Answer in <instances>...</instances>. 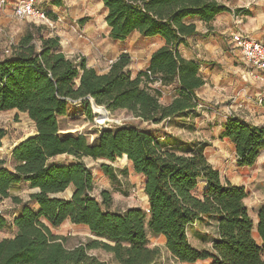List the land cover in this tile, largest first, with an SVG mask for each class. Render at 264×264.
<instances>
[{
    "label": "trees",
    "instance_id": "obj_1",
    "mask_svg": "<svg viewBox=\"0 0 264 264\" xmlns=\"http://www.w3.org/2000/svg\"><path fill=\"white\" fill-rule=\"evenodd\" d=\"M101 1L107 10L109 37L124 40L135 31L159 36L164 43L134 76L127 52L99 72L82 57H66L59 37L49 35L47 25L31 20L11 45L10 54L0 58V112L16 109L35 125L32 135L11 148L10 167L0 159V198L9 197L20 206L10 221L0 215V229L14 230L12 236L0 239V264H106L89 252L94 248L111 253L118 264H151L159 249L148 245V233L162 235L166 249L180 262L264 264V203L254 221L244 202V186L221 179L205 156L206 142L185 143L182 149L166 147L148 131L125 124L100 129L89 143L83 134L60 133L58 121L73 101L89 116L94 101L108 111L126 110L153 124L187 117L197 106L195 91L204 79L199 65L177 50L195 33L194 23L185 19L209 22L218 13L231 11L230 7L216 0ZM155 79L158 86L153 85ZM170 87L175 94L162 102L163 92ZM5 135L0 126V144ZM219 137L233 141L238 166L253 165L264 147V127L235 116L221 124ZM61 154L74 160L55 162ZM83 156L128 159L144 177L148 210H112V196L106 189L94 196V180ZM100 166L109 178H115L110 164ZM200 179L206 186L197 194ZM22 182L34 189L29 193L34 207L10 193ZM69 186L71 196H56ZM201 217L215 221L214 236L206 248L192 246L187 235V227ZM66 219L85 225L95 238L66 246L65 237L51 230Z\"/></svg>",
    "mask_w": 264,
    "mask_h": 264
},
{
    "label": "crops",
    "instance_id": "obj_2",
    "mask_svg": "<svg viewBox=\"0 0 264 264\" xmlns=\"http://www.w3.org/2000/svg\"><path fill=\"white\" fill-rule=\"evenodd\" d=\"M79 1L82 9L79 6L76 8V0H70L74 12L70 10V15L64 12L58 16L56 30L53 32L49 28L48 32L49 35L59 37L60 51L68 58L78 60L82 57L87 66L105 72L109 62L114 61L121 52H127L131 58L128 67L134 76L148 66L151 53L164 43L159 36H152L146 39V46L135 52L130 51L133 47L132 37L142 35L134 31L123 40H128V44L117 43V40L108 35L109 27L105 21L107 10L102 1L93 0L103 14L104 29L98 31L95 15L93 17L90 8H86V3L89 5L92 0ZM216 1L230 7L231 11L218 13L209 22L197 17L186 18V22L194 23L195 33L187 36L177 46V50L184 58L199 65V74L204 79L203 85L195 91L197 106L194 111L200 114V123L207 127L212 125L209 130L204 131L201 138L207 141L205 156L219 171L223 181L244 186L247 192L244 202L256 221L257 210L264 203V147L253 165L238 166L233 141L228 137L220 138L219 132L221 124L230 114L245 123L264 127V71L249 66L230 39L232 33L243 32L264 42V0ZM5 2L9 1L4 0ZM52 6L63 8V11H66V7L69 8L60 1ZM235 8H239V11H233ZM72 13L78 14L73 17L78 19L77 23L67 22ZM165 91L168 95L169 88ZM200 181L203 182V189L205 181Z\"/></svg>",
    "mask_w": 264,
    "mask_h": 264
},
{
    "label": "rangeland",
    "instance_id": "obj_3",
    "mask_svg": "<svg viewBox=\"0 0 264 264\" xmlns=\"http://www.w3.org/2000/svg\"><path fill=\"white\" fill-rule=\"evenodd\" d=\"M0 6V58H4L10 54L11 45L14 44L21 33L24 31L26 25L31 21L30 19H19L14 16L13 7L19 0H8ZM57 0H36V5L49 13L50 18L54 16L51 26L47 25L53 32L56 30V20L58 16L64 14L70 15V10L74 12V6L70 5V0H59L60 3H66V11L63 8L53 7L52 4ZM76 8L82 5L79 0L75 2ZM86 8L90 11L95 19V24L98 30L104 29L102 22V12L96 6V2L90 1L86 3ZM54 9V11L52 10ZM78 14L72 13L71 18L67 19L68 23H77L78 19H73ZM35 22V21H34ZM37 23V21H36ZM40 23V22H39ZM99 24L101 26H99ZM150 37L135 35L132 37L133 47L130 51H137L140 47L147 45L146 39ZM148 41V40H147ZM119 44H128L127 41L117 40ZM175 94L174 88H169V94L163 92L161 98L162 102H167L171 96ZM108 111V110H107ZM98 113H95L91 102V115H87L83 108L79 105L67 107L65 115L58 118L60 133L62 134H83L88 142H92L99 134L100 129L113 128L120 125L131 124L148 131L153 137H157L161 145L166 147H174L182 149L185 143L195 141L197 143L207 142L203 141L202 136L204 131L209 130L212 125L200 123V114L196 111L187 114V117H180L172 119L169 122L163 121L158 124L149 123L135 118L126 110L108 111L109 118L104 123L98 122ZM0 126L6 130V135L1 139L0 144V159L4 160L3 165L10 167V148L13 147L19 140L32 135L35 132L34 122L27 116L26 113L20 112L16 109L4 110L0 112ZM169 134V136H165ZM72 156L65 154L57 155L54 158L55 162H70L73 161ZM81 160L92 174L94 180L93 195L99 197V191L106 189L112 196V210L123 211L129 207H140L147 210V197L144 194V177L140 173L133 170L131 162L125 157L109 161L107 159L93 158L91 156H83ZM108 163L111 165L114 179L109 178L101 169V163ZM203 187V182L198 183L196 193H200ZM25 182L14 185L10 193L18 195L22 203H27L34 207L29 201V193L33 191ZM72 192V187H67L64 191L57 193L56 196L61 198H68ZM19 204L13 202L9 197L0 198V215L5 217L8 221L11 220L15 212H19ZM252 215V214H251ZM51 230L65 237L64 244L68 247L74 246L80 242H85L88 239L95 238L89 229L82 224H74L68 219L64 220L60 225L51 227ZM215 221L212 218L201 217L197 222L187 227V235L189 242L196 248H206L210 245V240L214 236ZM14 234V230L9 227L0 229V239L3 237H10ZM148 245L150 247H157L159 254L156 260L151 264H206V261H195L192 263L180 262L176 260L166 249L164 245V237L162 235L147 234ZM89 252L99 259L105 261L106 264H118L113 255L101 248L90 249Z\"/></svg>",
    "mask_w": 264,
    "mask_h": 264
},
{
    "label": "built area",
    "instance_id": "obj_4",
    "mask_svg": "<svg viewBox=\"0 0 264 264\" xmlns=\"http://www.w3.org/2000/svg\"><path fill=\"white\" fill-rule=\"evenodd\" d=\"M3 3L4 0H0V6ZM13 13L19 19H30L49 26L53 23L47 11L36 5V0H19L13 7ZM230 39L234 47L239 49L243 59L249 66L264 71V42L255 40L243 32L232 33ZM147 73L152 78L150 72L147 71ZM153 85L158 86L159 80L155 79ZM72 103L73 105H79L78 101H73Z\"/></svg>",
    "mask_w": 264,
    "mask_h": 264
},
{
    "label": "bare ground",
    "instance_id": "obj_5",
    "mask_svg": "<svg viewBox=\"0 0 264 264\" xmlns=\"http://www.w3.org/2000/svg\"><path fill=\"white\" fill-rule=\"evenodd\" d=\"M92 107H93L94 112L98 113L97 118H98L99 123H104V121H106V119L109 118L108 111L105 108L101 106H96L94 104H92Z\"/></svg>",
    "mask_w": 264,
    "mask_h": 264
},
{
    "label": "water",
    "instance_id": "obj_6",
    "mask_svg": "<svg viewBox=\"0 0 264 264\" xmlns=\"http://www.w3.org/2000/svg\"><path fill=\"white\" fill-rule=\"evenodd\" d=\"M92 103H95V102H94V101H92ZM95 104H96V103H95ZM105 109H106V108H105ZM25 138H27V137H25ZM25 138H23V139H25ZM23 139H22V140H23ZM71 194H72V192L70 193V196H71ZM147 210H148V208H147Z\"/></svg>",
    "mask_w": 264,
    "mask_h": 264
}]
</instances>
